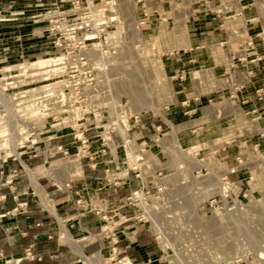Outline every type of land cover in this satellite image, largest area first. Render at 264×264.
I'll list each match as a JSON object with an SVG mask.
<instances>
[{"label":"rangeland","instance_id":"1","mask_svg":"<svg viewBox=\"0 0 264 264\" xmlns=\"http://www.w3.org/2000/svg\"><path fill=\"white\" fill-rule=\"evenodd\" d=\"M61 1L0 0V185L6 182L10 162L20 160L21 170L8 173V179L13 181L6 187L13 192L29 191L39 208L54 220L49 225L51 231L48 225L45 231L49 232L50 240L55 238L58 242L59 239V244L55 246L56 250L54 244H43L40 250H47L51 257L56 255L58 264H100L97 258L93 261L85 258L97 256L101 264H119L118 260H111V248L106 238L111 227L102 218L104 212L97 213L96 208L106 209V201L110 199L109 215H112V209L118 203L123 204L130 187L140 182L133 181L130 187L124 185L114 191L108 183V175L106 177L107 169L111 175L117 172L119 161H127L120 165L123 168L131 166L130 159H127L131 156L130 149L118 146V154L108 150L106 155H102V149L94 138L96 131L90 130L86 135L90 137L91 146L85 154L74 131L52 126L58 119L40 113L44 107L42 102L38 103L39 98L49 89L44 80L48 75L47 69L51 68L47 65L56 61L61 53L54 46V34L49 31V12H55ZM145 32L146 29V48L143 45V49L134 50L130 42L120 52L119 63L112 73L115 81L109 92L128 103L125 110L130 114L140 104L139 107L145 109L143 106L146 104L139 127L134 128L131 134L136 139L142 135L137 141L139 145L146 142V158L151 160L153 169L163 168L164 212L161 217L163 223L159 224L163 228L164 246L155 235L147 232L148 237L154 240L152 247L158 253L157 263L264 264V171L261 168L264 160H260L264 151L254 146L260 133H264L263 125L260 131L255 126L262 117L257 119L260 114L255 113L244 119L239 114L240 103L236 98H229L222 71L216 73L215 82L210 83L211 77L204 78L202 67H182L181 56L185 52L174 50L177 38L164 36L163 52L161 38L151 39ZM150 46L156 50H150ZM187 70L200 74L201 84L191 83L189 74L186 80L175 78L180 73L190 72ZM106 88L109 90L108 85ZM194 90L196 94L192 92ZM198 93L202 94L203 104L211 107L204 109H209V114L203 110L207 114L205 130L192 133L189 128L198 124H195L196 120H188L198 115L200 110L191 115L179 114L181 121H176L179 117L174 118V113L182 109L180 101L183 97L200 95ZM134 95L139 101L133 105ZM204 98H212L213 103L204 101ZM159 125L161 131L157 130ZM115 139L118 144L119 138ZM233 139L239 144L248 139V145L231 165V168L237 167L234 174L229 175L235 202L229 209L226 198L223 202L219 196V205L224 208L216 212L209 199L220 191L217 188L218 176L231 170L224 162L222 147L234 144ZM59 145L68 148L69 155L59 152ZM200 147L202 150L196 155L194 150ZM112 149L116 151L114 147ZM91 155L95 160L89 158ZM38 158L42 160L41 165L29 164ZM93 162H98L95 168L92 167ZM21 163L28 165L27 170ZM50 164L55 167L53 174L46 172ZM76 166L80 167L79 174L72 169ZM85 168L94 174L86 175L88 183L85 188L76 186V179L83 177ZM145 183L154 184L148 169H145ZM52 189H59L65 195L71 189L80 191L82 200L86 199V202L78 205L76 200L79 196L75 194L77 218L70 219L61 209H55L52 196L46 192ZM92 214L103 219L104 223H94L95 219L89 218ZM80 216L89 220L78 223ZM126 223H112L114 228L111 230L115 237L126 235L125 242L128 243L129 233L124 232ZM97 239H104L102 245L106 251L103 253L96 254L87 248L88 242ZM28 248L33 252V246H30L25 249V254ZM162 255L164 260H160Z\"/></svg>","mask_w":264,"mask_h":264},{"label":"built area","instance_id":"2","mask_svg":"<svg viewBox=\"0 0 264 264\" xmlns=\"http://www.w3.org/2000/svg\"><path fill=\"white\" fill-rule=\"evenodd\" d=\"M160 4L164 5V0H62L56 6L55 12H49V31L54 34V46L61 53L56 61L48 65L51 68L47 69L48 75L44 80L49 89L39 98L38 103L42 102L44 107L40 109V113L58 119L52 126L75 132V137L82 142L81 149L84 148L85 154L91 146L90 137L86 135L90 130L96 131L94 138L97 139L98 147L102 149V155H106L108 150L118 154V146L130 149L131 156L127 159H130L131 166L123 168L120 165L127 161H119L114 175L109 173V169L106 170L108 183L114 191L124 185L130 187L133 181H140L134 187H130L122 204L123 207L133 208L134 214L120 223L128 220L140 223L145 226L148 233L155 235V238L163 243L164 233L160 225L163 223L161 217L164 212L163 168L153 169L152 164L146 162L149 160L146 158L147 149L144 146L146 142L139 145L137 141L142 135L137 136V139L132 137L131 132L139 127L142 111L139 113L133 111L131 114L126 112L125 106L128 103H123L109 92L115 81L112 76L113 69L118 65L119 54L127 43L131 42L134 50L143 49V45L146 48L147 40L144 38L146 27L164 22V13L156 14L152 11V8ZM251 4L256 5L260 14L248 18L244 25L246 29L247 24H255L257 31L254 34H246L243 47L233 48L230 59L222 70L229 98L233 99L238 98L239 93L247 88L259 70H264V52L259 49V44L264 42V0H253ZM248 6V3L241 5L242 9ZM227 9L224 0H202V5L195 15L197 18L199 15L222 14ZM150 50L156 49L150 46ZM188 74L201 82L200 74L190 72L180 73L175 78L186 80ZM215 80L214 76L211 77L210 83H214ZM256 92L259 96H264V86ZM200 97L201 95H196L180 101L181 113L194 114L196 108H191L192 102L199 101ZM208 102L212 104L213 99H209ZM248 113L255 114L258 111L253 109ZM259 118L260 116L257 119ZM156 127L157 130H162L161 125ZM189 129L192 133L203 132L205 123ZM115 137L119 138L118 144ZM259 146L257 143L256 147ZM112 147L116 151H113ZM57 149L65 156L69 155V149L63 145H59ZM201 150L200 147L195 151L196 155ZM89 158L95 160L93 155ZM97 164L98 162H93L92 167L95 168ZM145 169H148L154 179L153 185L145 183ZM231 173L233 170L218 176L217 188L220 191L209 199L210 206L216 212L224 208L219 205V196L223 202L226 194L233 196V182L229 176ZM75 194L79 196L76 200L78 205L86 202V199L82 200L79 190ZM107 208L108 206L106 209L96 208V212H104L102 218L111 227L106 235L111 248V260L116 262L118 260L119 264H133L132 261H128L127 256H121L117 246L119 238L115 237L114 231L111 230L114 228L111 224L117 222L112 220ZM18 209L19 207H16L14 210ZM124 218L125 216H122L119 220ZM25 256L28 259H41L36 257L30 248L26 250Z\"/></svg>","mask_w":264,"mask_h":264},{"label":"crops","instance_id":"3","mask_svg":"<svg viewBox=\"0 0 264 264\" xmlns=\"http://www.w3.org/2000/svg\"><path fill=\"white\" fill-rule=\"evenodd\" d=\"M224 2H226L228 6V9L224 13L199 15L196 18L195 13H197L199 7L202 5V0H164V5L160 4L152 8V11L156 14L164 13V22L148 26L146 32L151 39L155 37L161 38L163 52L164 36L167 35V38H177L175 41L177 47H174V50L185 52V54L181 56L182 63H184L181 66H186V68L202 67V69L205 70L203 73L204 78L216 77L215 74L222 71L224 65L230 59L233 48H236V46L238 48L243 47L246 34H254L257 31V25L251 23L247 24L245 29L244 24L246 20L260 14V10L256 5L251 4L253 3V0H224ZM244 3H248L249 6L242 9L241 5ZM191 15H193V17ZM187 22L189 23L187 24ZM164 25H166V31H164ZM239 28L242 29L240 30ZM189 43L191 44L189 45ZM187 45L190 47L187 48ZM259 49L264 52V42L259 44ZM187 50L190 52L186 53ZM203 55L207 58H204ZM1 63H3V59L1 60ZM187 71L193 73L191 70ZM191 83H196V85L201 84V82L193 76H191ZM263 86L264 70H259L253 81L246 89L242 90L239 93L238 98H236L238 99L236 101H239L241 107V112H239V114H241L244 119H246L249 114H254L248 113L253 109L258 111L262 120L255 126L259 131L262 130L261 125L264 126V96H259L256 90ZM192 92L196 94L195 90ZM198 94L201 95L200 100L197 102L193 101L191 108H196V111L200 110V112L188 121L196 120L195 124L199 125L201 123L204 124L207 121L205 118L207 117L206 113L209 114L210 112H208L209 109H204L209 106L211 107V105H204L202 102V94ZM195 96L190 95V97L186 98H193ZM208 100L209 98H204V101L208 102ZM203 110L207 112L205 113ZM179 114H181V110L174 113V118L179 117L176 121H181ZM262 132L260 133V136L257 137L258 141L256 144H260L259 147L264 151V133ZM232 142L235 143H230L227 147H222L225 154L223 159L229 168L232 167V163L237 159L236 156L242 154L244 151L243 149L248 145V139L245 143L241 141L240 144L237 143L235 139H233ZM254 146L256 147V145ZM260 160H264L263 155L260 157ZM41 161V158L33 159L29 164L33 166L41 165ZM20 162V160L14 163L10 162L6 173V182L1 183L0 185V264H31L33 261H35V263L43 261L45 264H58L56 255L51 257L47 250H40V247L47 246V244L48 246L54 244V249L56 250L55 246L59 244V239L58 242L55 241L57 240L55 238L54 241H52L49 239V235L47 236L51 231L49 225L54 223V220L39 208L37 200L34 197H31L29 191L20 190L13 192L12 189L6 187L8 186V183L13 181L12 179H8V173L21 170ZM21 164L25 169L26 166L28 167L26 164ZM78 167L79 166L72 167V169L79 174L80 167ZM46 169H50L49 172L46 170L47 173L53 174L55 167L50 164ZM232 170L234 172L235 168H231L230 172ZM92 173V170L85 168L83 177H78L76 179L78 180L76 181V186H84L85 188V185L87 186L88 183L86 175L91 176ZM50 177L52 178V176ZM32 178L35 180L33 174ZM46 192L52 196L51 199L55 209H61L64 214L69 215L70 219L78 217L76 214L77 207H75L74 204L76 196L74 190L71 189L66 195L59 189H52L49 190V192ZM87 192L90 193L89 190ZM106 203L108 210L111 211L109 207L112 204V201L109 199ZM16 207H19L18 211L14 210ZM54 211L56 212V210ZM112 211L114 212L111 215L112 220L117 223H120L126 218H131L134 214L133 208L123 207L122 204L119 203L114 209H112ZM122 216H125V218L119 220ZM81 217L82 216L78 219V223L85 222L87 219L89 220V218L95 219L94 223H104L103 219H99L100 217L97 215L94 216L92 214L89 218ZM46 226L49 229L48 233L45 231L47 228ZM124 232L129 233L128 243L125 242L127 239V236L125 235L124 237L119 238L117 244L122 256H127L133 264H160L157 263L158 253H155V248L152 247L154 240L151 237H148L147 230L142 224L138 225L135 224V222L128 220L126 225H124ZM103 241L104 239L90 241L87 244V248L90 249V252H95L96 254L99 252L103 253L104 250L106 251L104 245H102ZM30 246H33V254L36 255V257H41V259L36 258L37 260H34L26 258L25 249ZM96 258L98 259L97 262L101 264L100 257L97 256Z\"/></svg>","mask_w":264,"mask_h":264},{"label":"bare ground","instance_id":"4","mask_svg":"<svg viewBox=\"0 0 264 264\" xmlns=\"http://www.w3.org/2000/svg\"><path fill=\"white\" fill-rule=\"evenodd\" d=\"M48 65H49V63H48ZM48 65H47V66H48ZM193 73H195V74L197 75V72L194 71ZM198 73H199V72H198ZM132 97H133V105H134L135 101L138 102L139 99H136L135 95L132 96ZM143 103H144V101H143ZM136 104H138V103H136ZM139 104H140V103H139ZM144 104H145V103H144ZM140 105H141V104H140ZM140 105H139V106H140ZM139 106L136 107L137 110L135 109V112H136V113H139V112H141L142 110L147 109V108H146V104H145V106H143V108H145V109H142V108H140ZM138 109H139V110H138ZM197 150H198V149H195L194 152L197 151ZM154 160L157 161V162L159 161L158 158H157V156H154ZM150 161H151V160H146V162H147L148 164L151 163ZM139 164H140V163H139ZM196 164H199V163L196 162ZM261 165H262V167H261L262 170H264V163H262ZM196 166H197V165H196ZM236 169H237V167H235V170H236ZM46 170H47V169H46ZM52 170H53V169H52ZM79 170H80V169H79ZM79 170H78V171H79ZM47 171L49 172L50 170L48 169ZM54 171H55V170H54ZM199 188H200V187H199ZM225 194H226V192H225ZM226 196H227V197H226L227 208L230 207L229 209H231V208L234 206V202H235V201H234V198L231 197V196L228 195V194H226ZM163 246H164V241H163ZM162 256H163V255H162ZM162 256H160V260H164V256H163V258H162ZM243 257H244V260H246V261L248 262L247 257H246L245 255H243ZM87 258H88V260H90V261H93L94 259H96V257H94L93 259H92L91 257H87ZM263 259H264V258H263ZM114 264H117V263H114ZM232 264H236V263L233 262ZM248 264H249V262H248Z\"/></svg>","mask_w":264,"mask_h":264},{"label":"trees","instance_id":"5","mask_svg":"<svg viewBox=\"0 0 264 264\" xmlns=\"http://www.w3.org/2000/svg\"><path fill=\"white\" fill-rule=\"evenodd\" d=\"M34 260H37V259H34ZM36 262H37V261H36ZM31 264H45V263H43V261L38 262V263H35V261H33V263H31Z\"/></svg>","mask_w":264,"mask_h":264}]
</instances>
